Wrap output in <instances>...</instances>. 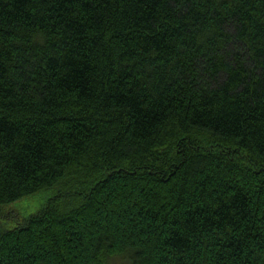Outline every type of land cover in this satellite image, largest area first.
Instances as JSON below:
<instances>
[{
  "label": "trees",
  "instance_id": "16d2710c",
  "mask_svg": "<svg viewBox=\"0 0 264 264\" xmlns=\"http://www.w3.org/2000/svg\"><path fill=\"white\" fill-rule=\"evenodd\" d=\"M116 261L264 264V0H0V264Z\"/></svg>",
  "mask_w": 264,
  "mask_h": 264
},
{
  "label": "rangeland",
  "instance_id": "374dc122",
  "mask_svg": "<svg viewBox=\"0 0 264 264\" xmlns=\"http://www.w3.org/2000/svg\"><path fill=\"white\" fill-rule=\"evenodd\" d=\"M44 198H39L38 196H32L29 199H23L21 201H19L18 204L15 205V207L17 208V210L21 209H36L38 208L41 203L43 202ZM20 214V213H19ZM22 215V214H21ZM116 263H120L119 261H116ZM124 264V263H122Z\"/></svg>",
  "mask_w": 264,
  "mask_h": 264
}]
</instances>
